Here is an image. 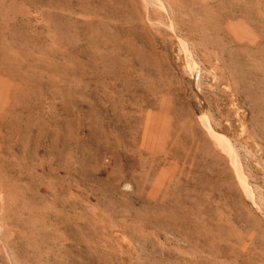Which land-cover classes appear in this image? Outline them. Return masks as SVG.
<instances>
[{"label": "rangeland", "instance_id": "obj_1", "mask_svg": "<svg viewBox=\"0 0 264 264\" xmlns=\"http://www.w3.org/2000/svg\"><path fill=\"white\" fill-rule=\"evenodd\" d=\"M0 264H264V0H0Z\"/></svg>", "mask_w": 264, "mask_h": 264}]
</instances>
